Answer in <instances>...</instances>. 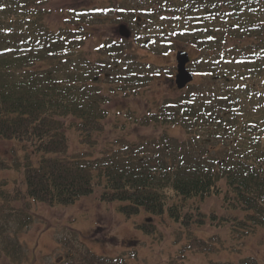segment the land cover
<instances>
[{"label":"trees","instance_id":"16d2710c","mask_svg":"<svg viewBox=\"0 0 264 264\" xmlns=\"http://www.w3.org/2000/svg\"><path fill=\"white\" fill-rule=\"evenodd\" d=\"M48 2L0 0V136L20 140L26 152L22 160L12 155L22 175L0 188L2 201L119 200L128 215L148 213L138 224L148 233L167 215L188 237L168 264H186L188 250L219 248V233L196 228L224 224L241 235L264 228V0H101L93 10L127 21L133 33L91 49L83 17L49 24ZM179 46L202 81L143 115L127 107L112 120L113 96L138 92L160 73L140 49ZM144 125L153 135L132 141L130 130ZM71 129L81 145L73 150ZM31 151L42 153L38 163ZM9 166L0 157V168ZM213 194L224 210L203 209ZM21 213L22 225L33 220L28 205ZM62 240L68 250L56 264H129Z\"/></svg>","mask_w":264,"mask_h":264},{"label":"rangeland","instance_id":"374dc122","mask_svg":"<svg viewBox=\"0 0 264 264\" xmlns=\"http://www.w3.org/2000/svg\"><path fill=\"white\" fill-rule=\"evenodd\" d=\"M99 3L101 0H49L50 12L46 19L49 24L57 26L64 24L70 17H83L81 23L84 25L80 26L88 32L85 47L91 49L108 37L120 39L122 35L119 33V25L128 23L123 20L114 21L95 12L93 9ZM79 23L76 20L68 24ZM128 26L132 31L128 38H131L133 29L131 24L128 23ZM180 48L182 47L157 53L140 49L141 59L162 66L160 73L155 74V78L138 92L113 96L108 103L114 112L112 120H122V113L127 107H132L137 114L143 115L154 109L156 102L163 97L179 92L174 80L177 72L176 52ZM195 80L202 81V78L197 76ZM214 82L213 78L204 87L209 88ZM247 108L248 105L245 106ZM154 131L153 125L133 127L130 138L133 141L140 135L151 136ZM69 133L71 150L74 148L73 143L76 147L81 146L77 131L71 129ZM41 154L30 152L34 163H38ZM12 155L18 156L20 160L26 157L22 142L0 136V157L10 163L9 167L0 168V188H13L16 179L22 175V167L15 164ZM121 202L103 201L94 195H86L68 205H50L34 199L25 204L23 201H2L0 197V264H56L66 256L68 246L62 239L67 236L73 240L75 238L76 243L86 245L96 253L122 255L129 264H168L170 258L187 241L186 231L166 215V220L155 217L159 228L148 233L138 225L148 213L142 209L140 213L128 215L118 208ZM26 205L33 220L22 225L19 214H22V208ZM202 206L207 212L224 210L221 197L215 194L202 201ZM194 233H219L221 240H216L219 248L214 251L188 250L184 257L186 264H243L242 260L248 256L255 258L256 264H264L262 227L241 235L221 224L196 228Z\"/></svg>","mask_w":264,"mask_h":264},{"label":"water","instance_id":"95a60500","mask_svg":"<svg viewBox=\"0 0 264 264\" xmlns=\"http://www.w3.org/2000/svg\"><path fill=\"white\" fill-rule=\"evenodd\" d=\"M119 33L124 37H129L131 35V29L126 23H121L119 25ZM176 60L177 72L175 82L178 88H183L194 78L193 72L187 66L190 61L189 51L184 48L178 49L176 52Z\"/></svg>","mask_w":264,"mask_h":264}]
</instances>
